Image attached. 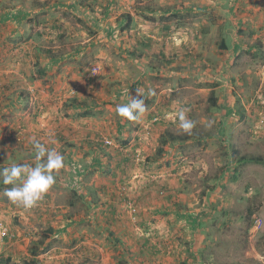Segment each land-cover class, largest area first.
Returning a JSON list of instances; mask_svg holds the SVG:
<instances>
[{"label":"rangeland","instance_id":"obj_1","mask_svg":"<svg viewBox=\"0 0 264 264\" xmlns=\"http://www.w3.org/2000/svg\"><path fill=\"white\" fill-rule=\"evenodd\" d=\"M32 137L64 167L0 182V264H264V0H0V169Z\"/></svg>","mask_w":264,"mask_h":264},{"label":"clouds","instance_id":"obj_2","mask_svg":"<svg viewBox=\"0 0 264 264\" xmlns=\"http://www.w3.org/2000/svg\"><path fill=\"white\" fill-rule=\"evenodd\" d=\"M154 90L149 89L147 97L141 88L136 89V96L130 97V101L117 106V113L120 117L134 121L143 114L147 108L145 99L154 96ZM188 108H181L177 113L178 127L186 134H191L195 122L188 119L186 113ZM35 149V166L26 164H14L11 167L0 169V182L4 185H15L20 180L21 186L5 189L4 195L8 200L24 209H31L43 199L44 195L56 183L54 171L64 167V157L55 150H50L40 143L35 137L31 138Z\"/></svg>","mask_w":264,"mask_h":264},{"label":"trees","instance_id":"obj_3","mask_svg":"<svg viewBox=\"0 0 264 264\" xmlns=\"http://www.w3.org/2000/svg\"><path fill=\"white\" fill-rule=\"evenodd\" d=\"M239 160L241 162H245V163H259L262 161L261 158H257V157H245V156H242L239 158ZM44 264V263H42Z\"/></svg>","mask_w":264,"mask_h":264},{"label":"built area","instance_id":"obj_4","mask_svg":"<svg viewBox=\"0 0 264 264\" xmlns=\"http://www.w3.org/2000/svg\"><path fill=\"white\" fill-rule=\"evenodd\" d=\"M6 234L7 233L5 230L0 233V249H1V246L3 245L4 237L6 236Z\"/></svg>","mask_w":264,"mask_h":264},{"label":"crops","instance_id":"obj_5","mask_svg":"<svg viewBox=\"0 0 264 264\" xmlns=\"http://www.w3.org/2000/svg\"><path fill=\"white\" fill-rule=\"evenodd\" d=\"M18 240H19V241H18ZM18 240L16 239V241H18V243H19L20 241H26V242H28L27 239H26V240H23V239L18 238Z\"/></svg>","mask_w":264,"mask_h":264}]
</instances>
